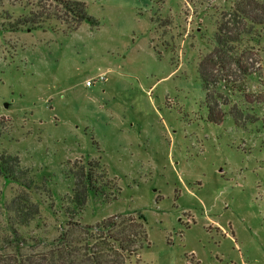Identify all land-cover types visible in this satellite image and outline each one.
Listing matches in <instances>:
<instances>
[{
	"label": "rangeland",
	"instance_id": "rangeland-1",
	"mask_svg": "<svg viewBox=\"0 0 264 264\" xmlns=\"http://www.w3.org/2000/svg\"><path fill=\"white\" fill-rule=\"evenodd\" d=\"M81 1L98 26L0 31V153L34 180L28 190L0 173V236L5 208L27 194L38 212L19 231L56 238L91 169L104 193L73 219L143 222L145 240L123 264H264V105L243 128L231 115L209 122L198 71L235 0ZM30 10L0 0L12 21ZM259 64L261 77L248 79L255 95L264 57Z\"/></svg>",
	"mask_w": 264,
	"mask_h": 264
},
{
	"label": "trees",
	"instance_id": "trees-1",
	"mask_svg": "<svg viewBox=\"0 0 264 264\" xmlns=\"http://www.w3.org/2000/svg\"><path fill=\"white\" fill-rule=\"evenodd\" d=\"M42 1L27 0L31 6L29 15L16 20L12 21L10 13L0 15V31H32L52 20L66 24L69 32L83 22L99 25L84 1L50 0L51 6ZM222 17L214 35L215 44L202 55L198 71L207 92L209 122L221 125L231 115L235 125L243 128L258 120L254 113L250 115L255 105H264V92L255 95L248 86L251 76L261 77V67L256 62H262L264 57V0H235ZM236 97H242V102H236ZM19 166L17 156L0 153V173L5 180L30 190L34 180L27 169L15 170ZM97 184L98 178L87 169L70 195L68 208L75 212L72 214L83 210L92 194L104 193L103 186ZM30 203L27 194L21 195L5 208L7 234L0 236V264H123L136 252L135 245L146 237L143 222L130 214L112 215L95 225L74 220L71 214L56 238L28 239L19 227L27 226L38 212V206Z\"/></svg>",
	"mask_w": 264,
	"mask_h": 264
},
{
	"label": "built area",
	"instance_id": "built-area-1",
	"mask_svg": "<svg viewBox=\"0 0 264 264\" xmlns=\"http://www.w3.org/2000/svg\"><path fill=\"white\" fill-rule=\"evenodd\" d=\"M99 78L100 79H104V76L103 75H100ZM87 84H91V81H87Z\"/></svg>",
	"mask_w": 264,
	"mask_h": 264
}]
</instances>
